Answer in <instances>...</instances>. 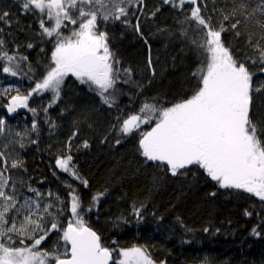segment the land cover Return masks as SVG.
<instances>
[{
    "label": "trees",
    "instance_id": "trees-1",
    "mask_svg": "<svg viewBox=\"0 0 264 264\" xmlns=\"http://www.w3.org/2000/svg\"><path fill=\"white\" fill-rule=\"evenodd\" d=\"M145 3V10L130 13L129 19L134 26L139 17L147 43L120 21L99 18L97 21L99 31L109 34V46L121 61L120 67L131 68L133 72L132 83L117 85L114 106L102 104L97 91L72 74L65 77L60 99L51 107H48L52 99L50 92L29 99V108L37 109L35 114L24 108L7 113L5 105L11 96L17 95L16 91L0 97V117L6 120L5 132L0 134V152L7 158V174L24 181L23 186L17 187L21 202L24 197L34 195L28 190L29 185L41 193H56L65 202L64 211L56 217L60 229L42 242L43 250H65L62 232L69 221L74 222L68 208L67 185L70 184L79 194L83 208H91L83 213L86 226L100 236L103 247L116 250L111 264H115L120 249L132 247L145 248L155 263L264 264V202L243 190L219 188L198 166H190L186 175L173 177L155 162H145L139 140L142 133L151 131L155 121L141 124L127 136L112 131L117 117L123 120L138 113L146 101L157 107H170L190 97L197 83L192 73L205 61L204 55L191 44L192 39H198L197 34L190 31L188 38L181 35L178 21L190 12L191 5L178 10L163 5L161 0H145ZM198 3L202 14L206 18L211 16L216 28L224 15L239 7V0H198ZM260 3L261 0H249L248 11L258 8ZM157 7L160 12L153 17L151 13ZM3 11L10 13V23L0 22L4 50L28 59L22 65L26 74L17 77L2 73L6 61H0V88L14 85L20 95H26L52 64L55 40L41 34V15L38 11L26 13L22 0H0V13ZM261 17L257 10L253 19L245 21L244 15L237 12L241 24L236 30L231 29L235 18L223 21L228 31L222 33V41L238 60L258 59L253 46L259 42L264 47V30L255 22ZM65 24L67 27L61 28L64 36L79 28L68 21ZM28 44L33 46L29 48ZM247 66L254 73V86L264 83V72L260 71L264 65L258 62ZM44 107H48L47 113L42 111ZM251 115L254 121L264 120V91L253 93ZM34 120L38 125L35 132L31 131ZM74 131L78 135L72 140L70 154L80 180L55 165L58 156L67 154L66 144ZM117 138L121 139L120 144H116ZM85 141L87 148L83 147ZM16 159L23 161V168H10ZM81 180L88 181L86 188ZM100 192L106 194L93 207L92 197ZM212 192L216 195H210ZM141 205L143 218L138 219L133 207ZM245 209L252 213L251 217L244 215ZM50 223L51 220L49 227ZM253 227H257L259 236L251 233ZM13 241L14 246H21L17 236L13 235ZM24 243L30 245L32 241L25 239Z\"/></svg>",
    "mask_w": 264,
    "mask_h": 264
},
{
    "label": "snow or ice",
    "instance_id": "snow-or-ice-1",
    "mask_svg": "<svg viewBox=\"0 0 264 264\" xmlns=\"http://www.w3.org/2000/svg\"><path fill=\"white\" fill-rule=\"evenodd\" d=\"M161 3L178 10H183L186 4L192 6L190 12L178 23L181 25V35L185 38H188L190 31L197 34L198 39H192L191 44L205 57L202 66L192 73V78L197 81L196 86L190 97L170 107H157L155 103L146 101L138 113L123 120L117 117L112 131H116L118 136H127L139 129L141 124L155 121L151 131L142 133L139 140L140 153L145 162H155L157 167L173 177L186 175L190 166H198L219 188L243 190L264 202V139H261L264 127L258 126L264 125V120L254 121L251 115L253 93L264 91V83L254 86V73L247 66H255L258 62L264 65V47L257 42L253 48L258 53V59L241 61L235 58L222 41V33L228 31L223 21L235 18V22L231 23L232 30L241 24V20L236 18L237 12L248 21L259 10L262 17L255 22L264 30V0L251 11H248L249 0H239V7L224 15L218 28L213 26L211 16L206 18L202 14L198 0H178V3L177 0H161ZM145 8V0H22V9L26 13L39 12L41 34L54 38L55 43L51 55L52 64L26 95H20L19 88L14 85L0 88V97L12 91L17 92L5 105L7 113H16L18 109L24 108L35 114L37 109L29 108V99L46 92L52 94L48 105L51 107L60 99L61 87L69 73L82 84H87L91 90L97 91L102 104L114 106L117 85L121 82L132 83L133 72L131 68L120 67L121 61L110 49L109 34L99 31L97 21L98 18L102 21H120L147 43L140 28L139 17L134 26L129 19L130 13L134 15L136 11L143 12ZM159 12L160 7H157L151 15L155 17ZM9 17L10 13L3 11L0 13V22L9 21ZM65 21L78 24V30H74L70 36H64L61 28L67 27ZM49 23L51 27L47 26ZM236 35L240 33L236 32ZM4 43L0 39V61H6L2 73L11 77L26 74L22 65L28 58L9 54L4 50ZM32 46L28 44L29 48ZM148 66H152L151 57ZM260 71L264 72V67ZM152 74L154 77V69ZM137 87L142 88L143 85ZM48 107L42 111L47 113ZM5 126L6 120L0 117V134L5 132ZM37 127L34 120L31 131L35 132ZM17 135L22 136L21 133ZM77 135L74 131L69 137L67 154L58 156L55 165L80 180L70 154L72 140ZM115 142L120 144L121 139L117 138ZM20 146L24 147L23 143ZM88 146L85 141L83 147ZM0 160L3 161L0 167V264H109L116 250L103 247L100 236L86 226L83 213L91 211V208H83L79 194L70 184L67 185L68 208L74 222L69 221L62 232L65 250H43L42 242L50 233L60 229L56 217L64 211L65 202L58 194L51 191L41 193L31 185L28 190L34 195L24 197L21 202L17 187L23 186L24 181L14 180L7 174L9 165L3 152H0ZM10 168H23V161L12 160ZM81 183L85 188L88 186L87 180H81ZM105 194L100 192L94 195L92 206H96ZM210 195L215 196L216 193ZM143 207H133V214L138 219L143 218ZM244 215L251 217L252 213L245 209ZM251 233L260 235L257 227H253ZM13 235L19 238L20 247L14 246ZM25 239H30L32 243L25 244ZM67 245H70V249ZM119 254L122 259L117 264H155L143 247L120 249Z\"/></svg>",
    "mask_w": 264,
    "mask_h": 264
},
{
    "label": "rangeland",
    "instance_id": "rangeland-1",
    "mask_svg": "<svg viewBox=\"0 0 264 264\" xmlns=\"http://www.w3.org/2000/svg\"><path fill=\"white\" fill-rule=\"evenodd\" d=\"M54 66V65H53ZM69 74H71V73H69ZM7 86H9V84L7 85ZM6 86V87H7ZM19 110V109H18ZM118 257L117 258H114V260H115V264H117V262L120 260V259H122V257L120 256V254L118 253ZM155 264H161V263H155Z\"/></svg>",
    "mask_w": 264,
    "mask_h": 264
},
{
    "label": "water",
    "instance_id": "water-1",
    "mask_svg": "<svg viewBox=\"0 0 264 264\" xmlns=\"http://www.w3.org/2000/svg\"><path fill=\"white\" fill-rule=\"evenodd\" d=\"M112 263V260L111 261H109V264H111Z\"/></svg>",
    "mask_w": 264,
    "mask_h": 264
}]
</instances>
